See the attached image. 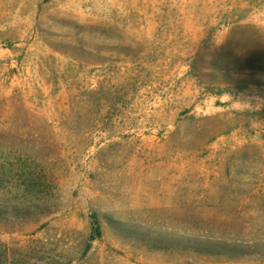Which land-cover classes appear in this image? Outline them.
Listing matches in <instances>:
<instances>
[{"label": "rangeland", "instance_id": "1", "mask_svg": "<svg viewBox=\"0 0 264 264\" xmlns=\"http://www.w3.org/2000/svg\"><path fill=\"white\" fill-rule=\"evenodd\" d=\"M20 158L56 208L0 219V264H264V0H0Z\"/></svg>", "mask_w": 264, "mask_h": 264}, {"label": "trees", "instance_id": "2", "mask_svg": "<svg viewBox=\"0 0 264 264\" xmlns=\"http://www.w3.org/2000/svg\"><path fill=\"white\" fill-rule=\"evenodd\" d=\"M21 159L17 163L5 159L0 162V192L15 189L11 199L0 203V219L29 221L50 215L56 208L51 204L57 189L56 179L50 175L52 165H28ZM91 225L87 249L102 234L97 217H92Z\"/></svg>", "mask_w": 264, "mask_h": 264}]
</instances>
